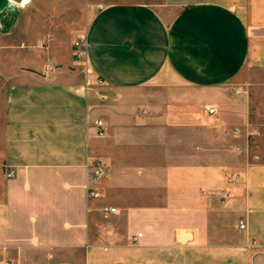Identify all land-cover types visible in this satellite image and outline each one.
Returning <instances> with one entry per match:
<instances>
[{
	"label": "crops",
	"instance_id": "1",
	"mask_svg": "<svg viewBox=\"0 0 264 264\" xmlns=\"http://www.w3.org/2000/svg\"><path fill=\"white\" fill-rule=\"evenodd\" d=\"M12 1L0 264H264V0Z\"/></svg>",
	"mask_w": 264,
	"mask_h": 264
},
{
	"label": "built area",
	"instance_id": "2",
	"mask_svg": "<svg viewBox=\"0 0 264 264\" xmlns=\"http://www.w3.org/2000/svg\"><path fill=\"white\" fill-rule=\"evenodd\" d=\"M86 45L87 40L85 35H79L75 41H74V55L77 60L80 61H86ZM57 64L53 60H49L47 62V71L52 72L56 68ZM97 84H102L103 80L101 78H97L96 80ZM101 98L104 100L107 98L106 94H101ZM206 110L209 113L216 114L217 110L214 106H208ZM96 124L99 126L103 125V120L98 119L96 121ZM111 173V166L108 162H106L103 159H95L90 167V174H89V180H88V187H87V194L91 197H101L102 191L98 187L99 182L103 179L109 176ZM7 175L10 177L13 175V170H9ZM103 209L107 212H113L116 210V207L114 206H104ZM241 227L245 226V223L241 221L240 223ZM140 235V233L138 234Z\"/></svg>",
	"mask_w": 264,
	"mask_h": 264
},
{
	"label": "rangeland",
	"instance_id": "3",
	"mask_svg": "<svg viewBox=\"0 0 264 264\" xmlns=\"http://www.w3.org/2000/svg\"><path fill=\"white\" fill-rule=\"evenodd\" d=\"M14 14H15V10L12 9H6L0 14V18L2 22L0 31L7 30L8 28H10V26L12 25Z\"/></svg>",
	"mask_w": 264,
	"mask_h": 264
},
{
	"label": "water",
	"instance_id": "4",
	"mask_svg": "<svg viewBox=\"0 0 264 264\" xmlns=\"http://www.w3.org/2000/svg\"><path fill=\"white\" fill-rule=\"evenodd\" d=\"M15 2H12L10 0H0V14L6 10V9H12L15 10ZM2 25L1 18H0V27Z\"/></svg>",
	"mask_w": 264,
	"mask_h": 264
},
{
	"label": "bare ground",
	"instance_id": "5",
	"mask_svg": "<svg viewBox=\"0 0 264 264\" xmlns=\"http://www.w3.org/2000/svg\"><path fill=\"white\" fill-rule=\"evenodd\" d=\"M10 1H12V0H10ZM27 1H28V0H22V1H21V4H25ZM12 2H13V1H12Z\"/></svg>",
	"mask_w": 264,
	"mask_h": 264
}]
</instances>
